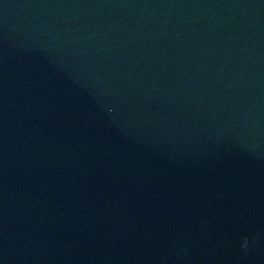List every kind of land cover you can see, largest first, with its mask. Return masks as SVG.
<instances>
[{"label": "water", "instance_id": "1", "mask_svg": "<svg viewBox=\"0 0 264 264\" xmlns=\"http://www.w3.org/2000/svg\"><path fill=\"white\" fill-rule=\"evenodd\" d=\"M0 264H264V0H0Z\"/></svg>", "mask_w": 264, "mask_h": 264}]
</instances>
